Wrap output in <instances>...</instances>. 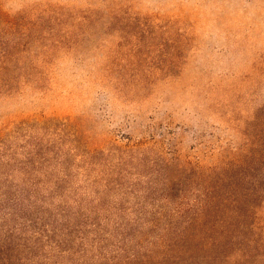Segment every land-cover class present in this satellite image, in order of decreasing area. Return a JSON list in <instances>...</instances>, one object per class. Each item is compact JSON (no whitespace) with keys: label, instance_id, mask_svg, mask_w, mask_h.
<instances>
[{"label":"rangeland","instance_id":"374dc122","mask_svg":"<svg viewBox=\"0 0 264 264\" xmlns=\"http://www.w3.org/2000/svg\"><path fill=\"white\" fill-rule=\"evenodd\" d=\"M246 191L223 264H264V0H0L13 263L160 264L179 209Z\"/></svg>","mask_w":264,"mask_h":264},{"label":"trees","instance_id":"16d2710c","mask_svg":"<svg viewBox=\"0 0 264 264\" xmlns=\"http://www.w3.org/2000/svg\"><path fill=\"white\" fill-rule=\"evenodd\" d=\"M227 177L229 175L221 170L208 187H211V190L219 186L224 187ZM223 190L228 195L226 189ZM261 195L263 193L258 194V197ZM207 197L209 201L205 200L201 205L177 211L180 222L178 225L174 220L170 223L169 237L164 239L159 255L160 264H223L230 248L228 243L237 237L241 238L239 231L241 227L246 226L244 219L252 215L247 205L252 197L255 199V191H246L243 195L246 205L235 206L231 211H228L224 204L214 203L211 199L214 195ZM232 211H235L237 219L226 221L223 216L230 217ZM13 248L9 242L0 245V264H21L17 261L19 259L16 263L12 262L11 251L15 252Z\"/></svg>","mask_w":264,"mask_h":264}]
</instances>
